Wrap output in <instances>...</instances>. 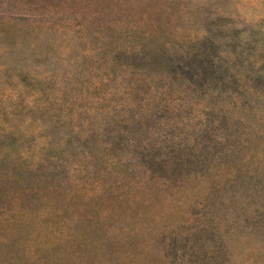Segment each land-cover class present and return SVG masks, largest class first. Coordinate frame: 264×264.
I'll use <instances>...</instances> for the list:
<instances>
[{
    "label": "rangeland",
    "instance_id": "rangeland-1",
    "mask_svg": "<svg viewBox=\"0 0 264 264\" xmlns=\"http://www.w3.org/2000/svg\"><path fill=\"white\" fill-rule=\"evenodd\" d=\"M0 264H264V0H0Z\"/></svg>",
    "mask_w": 264,
    "mask_h": 264
},
{
    "label": "trees",
    "instance_id": "trees-1",
    "mask_svg": "<svg viewBox=\"0 0 264 264\" xmlns=\"http://www.w3.org/2000/svg\"><path fill=\"white\" fill-rule=\"evenodd\" d=\"M202 57H197L193 60H190L187 59V60H184V63H177V64H174L175 67L173 68L174 69V72L176 73V76H185V75H190V74H193V72L197 73L198 76H200V70H205L204 66L202 65ZM191 62H194V64H192ZM210 70V68H209ZM221 83V81H220Z\"/></svg>",
    "mask_w": 264,
    "mask_h": 264
}]
</instances>
